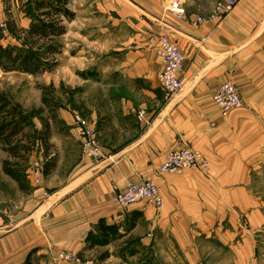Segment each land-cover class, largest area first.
I'll use <instances>...</instances> for the list:
<instances>
[{
    "label": "crops",
    "instance_id": "1",
    "mask_svg": "<svg viewBox=\"0 0 264 264\" xmlns=\"http://www.w3.org/2000/svg\"><path fill=\"white\" fill-rule=\"evenodd\" d=\"M215 1L193 0L183 20L145 10L141 1L128 15L123 3L116 19L134 29H112L108 36L117 32L118 39L104 43L101 57L87 60L93 79H85L89 88L80 93L82 101L76 100L97 125L102 155H82L72 100L73 108L56 110L68 132H59L55 141V168L28 193V201L48 215L44 221L52 230L48 244L54 251L88 254L93 238L133 235L141 247L148 242L155 247L158 238L173 240L178 250L193 256L195 236L236 248L237 239L248 245L254 228L264 226V202L256 195L264 179V0H237L222 18L193 23L196 16H208ZM27 3L0 0L4 29L28 28ZM163 34L177 42L184 57L182 88L169 99L157 81L162 65L154 42ZM224 81L236 85L242 105L221 116L212 96ZM140 110L148 124L137 120ZM183 145L204 155L208 171L157 174L165 154ZM148 176L163 199L158 211L143 201L125 209L111 201L113 184L122 189ZM146 226L142 235L140 228ZM24 232L0 236V264L17 263L15 254L27 240Z\"/></svg>",
    "mask_w": 264,
    "mask_h": 264
},
{
    "label": "rangeland",
    "instance_id": "2",
    "mask_svg": "<svg viewBox=\"0 0 264 264\" xmlns=\"http://www.w3.org/2000/svg\"><path fill=\"white\" fill-rule=\"evenodd\" d=\"M34 1L28 0L27 4L30 8H26L30 23L37 19L46 20L45 17L38 16V12H34ZM140 1L145 10L161 11V13L164 12V15H170L165 10L170 0H67L65 7L73 15L69 18L61 16L59 24H57L62 26L65 31L56 38L60 52L52 57L54 64H52L51 70L35 75L19 71L4 72L0 70V93H6L12 100L19 101L21 104L18 103L21 107H25L26 113L30 116V123L25 128V131L32 135L33 142L29 161L38 159L42 167L46 162L54 161V159L56 163L55 141L59 132H68V129H64L68 125L63 124L65 125L63 126L60 123L61 120L58 119L56 110L65 106L72 107L70 103L72 100L74 103L76 100L78 103L82 101L80 97L89 88L85 87V79L92 81L91 74L94 72L91 70L93 64L87 60H91L94 56L101 57L106 52L103 47L104 43L118 39L117 32L108 36L113 31L112 29H134L131 26L122 25L116 18H119L123 3H127L128 9L130 6V9H127L129 15V12L134 9L132 4L139 5L141 4ZM180 1L186 9L187 6L192 7L194 5L193 0ZM119 10L120 12H118ZM104 29L109 30V32L104 31ZM22 30L1 29L0 44L3 47L6 45L21 47L20 44L24 42ZM16 38H20V40ZM114 52L112 50V54ZM115 74L118 75V72ZM116 75L113 76V79L116 78ZM50 83L55 87L53 96L58 99L56 104L58 106L52 110L53 112L47 105L41 103L42 87L48 86ZM69 91H73V93L69 94ZM47 97L50 100L49 93H47ZM74 108H77L76 111L86 117V110L77 107V103ZM52 113L55 114L54 119L51 118ZM3 157H7V155L1 150L0 145V163ZM19 163L20 169L28 175L29 162L20 161ZM55 163L44 177L48 176L55 168ZM12 181L4 177L0 169V236L23 229L26 232L22 235V239L26 237L27 240L15 254L16 264H45L47 258L59 250L54 251L53 246L50 247L48 244L53 236L51 228L44 221L48 215L42 214L41 207L33 206L28 201L30 187H39L40 183L36 184L31 177H26L25 183L29 188L28 191H22ZM258 183L256 189L259 193L256 195L260 196L261 201L264 202V179H260ZM147 229V226L140 228L141 234L145 235ZM189 230L190 235H194L196 229L190 227ZM134 237L130 235L121 238L120 235H113L110 237L111 239L93 238L89 246L92 251L81 255L91 259L94 264H264V226L254 228L250 233L248 245L237 239L238 242L236 240L233 245L235 246L237 243L236 248L230 247V243L223 244L211 236L208 238L204 235L195 236L192 241L195 249L193 256L178 250L173 240L166 242L164 239L158 238L155 247H152L151 242L145 243L141 247L138 241L135 244ZM108 242H110L111 252L106 247ZM236 252L240 256H237ZM244 254L247 257H242Z\"/></svg>",
    "mask_w": 264,
    "mask_h": 264
},
{
    "label": "built area",
    "instance_id": "3",
    "mask_svg": "<svg viewBox=\"0 0 264 264\" xmlns=\"http://www.w3.org/2000/svg\"><path fill=\"white\" fill-rule=\"evenodd\" d=\"M237 0H216L208 16H196L193 23L200 24L208 19L218 20L229 13ZM175 19L183 20L187 14L185 5L180 0H170L165 8ZM0 28L4 25L0 23ZM156 55L161 61L162 68L157 75L159 88L165 99L171 98L182 88V70L184 57L176 41L166 34L159 35L154 42ZM212 99L219 109L220 115L225 116L229 111L242 105L238 89L231 81L222 82ZM74 123L79 128L82 155L96 159L101 157L102 151L98 139L96 124L89 118L75 112ZM137 120L148 124L145 111L137 112ZM30 177L36 184H41L44 172L41 162L36 159L29 163ZM186 169H196L207 172L208 161L204 155L188 145L167 152L164 160L157 166V174H179ZM111 201L125 209L137 202H145L155 211L163 205L159 189L151 177H141L130 180L120 189L117 184L112 186ZM45 264H94L91 259L82 257L72 250H59L48 257Z\"/></svg>",
    "mask_w": 264,
    "mask_h": 264
},
{
    "label": "trees",
    "instance_id": "4",
    "mask_svg": "<svg viewBox=\"0 0 264 264\" xmlns=\"http://www.w3.org/2000/svg\"><path fill=\"white\" fill-rule=\"evenodd\" d=\"M67 0H35L33 10L38 16L45 19H37L29 24L28 28L21 32L24 42L18 45L0 44V70L4 72L19 71L35 75L40 72L50 71L53 56L60 52L56 38L61 36L65 29L58 26L61 16L69 18L73 15L66 9ZM30 8V7H28ZM0 33H2L0 29ZM2 38V34H0ZM20 40V38H16ZM50 60H52L50 62ZM61 87V84H60ZM55 87L52 83L42 87L41 103L47 105L52 111L57 108V100L53 96ZM49 93L50 100L47 98ZM73 91H69L72 94ZM53 103V104H52ZM53 112V111H52ZM51 118H55L52 113ZM30 123V116L23 112L21 105L12 100L6 93H0V145L1 150L7 155L2 160L3 173L16 182L22 191H28L25 183L26 174L20 169L19 162H29L32 135L25 131ZM54 161L44 164L43 172L47 175L54 166Z\"/></svg>",
    "mask_w": 264,
    "mask_h": 264
}]
</instances>
